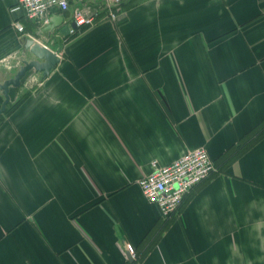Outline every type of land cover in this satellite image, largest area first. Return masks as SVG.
Returning a JSON list of instances; mask_svg holds the SVG:
<instances>
[{
  "label": "crops",
  "instance_id": "0c3cea01",
  "mask_svg": "<svg viewBox=\"0 0 264 264\" xmlns=\"http://www.w3.org/2000/svg\"><path fill=\"white\" fill-rule=\"evenodd\" d=\"M15 3L0 0V85L35 60ZM118 9L72 2L63 25L95 19L68 35L25 22L60 63L0 114V264H264V0ZM196 148L217 170L163 221L139 182Z\"/></svg>",
  "mask_w": 264,
  "mask_h": 264
},
{
  "label": "built area",
  "instance_id": "2783aa9c",
  "mask_svg": "<svg viewBox=\"0 0 264 264\" xmlns=\"http://www.w3.org/2000/svg\"><path fill=\"white\" fill-rule=\"evenodd\" d=\"M74 1L83 3L87 0H16L9 13L15 16L13 26L16 31L31 36L27 33L25 22L32 23L42 31L52 24L54 16L69 12ZM96 1L107 12L108 18L116 21L118 8L128 0ZM73 19L76 27L70 28V34H75L77 28L93 25L95 15L86 17L76 11ZM213 163L205 148L186 151L182 157L165 166L154 161L152 173L139 182L141 193L150 204L158 207L161 219L169 221L177 215L193 190L216 172Z\"/></svg>",
  "mask_w": 264,
  "mask_h": 264
},
{
  "label": "water",
  "instance_id": "95a60500",
  "mask_svg": "<svg viewBox=\"0 0 264 264\" xmlns=\"http://www.w3.org/2000/svg\"><path fill=\"white\" fill-rule=\"evenodd\" d=\"M63 19L59 16H55L52 20L51 26L47 27L44 32L48 31H54L56 29H60L61 33L64 35H68L70 31L69 25H63ZM73 28H75V25H72ZM27 39V50L31 52V54L34 56L35 60L31 61H25L24 65L20 68L18 74L13 78V80H10L3 85H0V90L4 94L5 102L3 103L2 109L0 110V114H2L5 109L6 105L10 102V87L18 88L20 87L21 81L23 78L26 77L27 73L34 70L37 73L43 74V78L48 77L51 72L57 67L58 63H60L59 56L48 49L45 45H42L38 43L36 40L31 39L29 37H26ZM131 254L128 253V259L132 262L130 259Z\"/></svg>",
  "mask_w": 264,
  "mask_h": 264
}]
</instances>
